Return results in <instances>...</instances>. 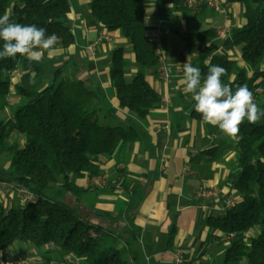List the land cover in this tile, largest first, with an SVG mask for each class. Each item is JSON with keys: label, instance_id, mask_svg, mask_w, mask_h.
<instances>
[{"label": "trees", "instance_id": "16d2710c", "mask_svg": "<svg viewBox=\"0 0 264 264\" xmlns=\"http://www.w3.org/2000/svg\"><path fill=\"white\" fill-rule=\"evenodd\" d=\"M177 1L186 9L182 0ZM226 1L242 3L246 21L233 26L220 43L200 49L198 44L216 38L211 28L194 34L174 31L190 50H199L193 66L202 77L209 65L223 67L222 82L233 90L247 85L255 103L264 109V0ZM145 6V0H90V14L107 31H123L132 45L136 63L132 78L126 76L130 61L123 46L110 55L109 76L118 108L130 113L124 122L105 121L98 105L106 91L89 79L65 75V66L55 67L48 80L45 58L39 62H29L19 54L0 58V156L9 161L7 167H0V178L32 193L26 202L0 203V264L5 261L3 251L16 241L28 242L46 264H72V259H81L83 264H135L140 234L134 214L128 215L127 224L118 231L92 220L87 214L89 205L83 202L90 189L74 179L101 176L102 165L141 137V122L162 102V94L146 78L148 70L158 65L160 54L147 32ZM5 11L12 21L43 27L46 36L55 33L63 47L75 43L68 24L70 0H0V15ZM218 47L205 63L210 51ZM18 67L22 74L13 84L12 74ZM192 105L190 97L187 117L203 121ZM105 112L114 114L116 109ZM238 133L236 166L226 179L227 191H219L221 200L233 192L236 201L207 218L220 231L217 238H225L224 256L204 264H264V117L257 123L245 120ZM54 184L62 186L73 203L49 196L46 189ZM136 206L137 201L130 202L127 209ZM175 229L173 225L169 242Z\"/></svg>", "mask_w": 264, "mask_h": 264}, {"label": "crops", "instance_id": "0c3cea01", "mask_svg": "<svg viewBox=\"0 0 264 264\" xmlns=\"http://www.w3.org/2000/svg\"><path fill=\"white\" fill-rule=\"evenodd\" d=\"M161 1L163 0H145L147 32L156 41L158 50L167 63L182 65L188 59L190 61L191 50L183 39L186 53L179 60L170 61L166 58L169 54V30L175 33L174 29L178 27L171 25L162 34L167 17L163 15ZM217 1L220 2L221 9L215 10L204 4L194 13L183 1L186 9L180 8L177 0H165L172 19L179 18L186 30H180L181 32L194 34L210 28L216 31L225 23L230 28L245 23L242 3ZM70 3L68 23L75 33V43L63 47L58 41L56 51H44L43 58L55 67L70 64L73 66L71 74L78 71L83 79L102 86L107 93L103 103L98 105L103 110V119L108 122H124L130 113L118 108V100L111 87L109 59L117 46H123L126 58L131 60L126 76L132 78L136 72L132 45L124 37L123 31H107L90 14V0H70ZM195 26L200 28L193 29ZM104 31L108 33L109 39L99 40ZM208 41L220 43L216 38ZM191 64L193 65L192 62ZM52 71H47L46 79L52 78ZM21 74L22 70L18 67L12 74L13 84ZM146 78L162 94V102L154 106L141 122V137L128 143L120 155L102 165L101 176L107 178L106 186L94 183V177H91L92 180L89 177L75 178L74 182L88 187L90 190L87 194L95 192L93 207L102 215L98 213V218L94 221L118 231L127 224L128 215L134 214V225L140 234L138 252L133 259L135 264H173L179 251L186 254L190 264L220 261L224 256L225 238L218 239L220 231L207 222L209 216L221 213L218 210L220 204L212 203L205 209L203 201L196 195L204 187L227 191L226 179L237 162L236 140L239 133L233 139L220 132L217 127L187 117L185 107L191 95L183 91V73L174 74L167 88L159 79L157 66L148 70ZM110 107L116 109L114 114L105 112ZM208 149L212 152L206 153L205 150ZM2 181L4 180L0 178V183ZM9 196L11 195L0 189L1 204L9 206ZM134 201H137L136 208L127 209L130 202ZM105 217L110 219L109 222L104 221ZM122 217L126 219L125 222H121ZM173 225L176 228L174 239L169 242ZM28 244L19 242L10 245L3 251L4 260L14 258ZM201 250L204 253L198 257ZM66 258L70 256L66 255ZM71 261L84 263L81 259ZM37 264H42V261Z\"/></svg>", "mask_w": 264, "mask_h": 264}, {"label": "clouds", "instance_id": "9594fccd", "mask_svg": "<svg viewBox=\"0 0 264 264\" xmlns=\"http://www.w3.org/2000/svg\"><path fill=\"white\" fill-rule=\"evenodd\" d=\"M46 29L34 24L12 21L10 13L0 15V58H11L17 54L25 56L29 62H39L43 52L56 51L59 37L53 33L45 35ZM183 73L182 86L185 94H191L193 109L202 120L217 127L223 134L235 139L239 126L247 120L257 123L264 117L247 85H237L235 89L222 82L225 69L219 65H209L202 77L198 67L189 59L178 64Z\"/></svg>", "mask_w": 264, "mask_h": 264}, {"label": "built area", "instance_id": "2783aa9c", "mask_svg": "<svg viewBox=\"0 0 264 264\" xmlns=\"http://www.w3.org/2000/svg\"><path fill=\"white\" fill-rule=\"evenodd\" d=\"M182 1L184 5L188 7L194 13L198 12L200 7L204 4H207L213 7L215 10L221 9V4L217 0H182ZM230 29H231L230 25L227 23L218 27L216 30V38L219 40L225 39L229 35ZM103 39H109V35L105 31L102 32L101 35L99 36V40H103ZM212 43L213 41H207L202 44H198V43L196 44L199 45L200 49H206L207 47L211 46ZM219 50H220V47L212 49L210 53L207 55V57L205 58V63H208L212 55L216 54ZM157 53L160 54L159 63L157 65L158 76H159V79L165 84V87L167 88L170 85L173 75L174 74L180 75L182 74V71L180 70L178 65L174 66V65L167 63L162 52L159 51L158 49H157ZM198 56H199V50L197 49L191 50L190 57H189L190 62L193 63V60L198 58ZM16 70L13 71V74L16 72ZM93 181L96 184H102L101 179L98 176H95ZM1 188L7 194L10 193L9 191L13 190L15 193V196L20 198L22 202H26L32 199V193L30 191H28L25 188H15V186L10 182L2 181L0 183V189ZM196 197L200 199L201 201H203L202 206L205 209L210 207L211 205L210 201L219 203L220 207H218V210L221 213L225 211L227 206L233 205L236 201V198L233 192L229 196L221 200L219 190H215V189L208 188V187H204L200 189L197 192ZM232 235L233 234L229 236H232ZM229 236H226V237H229ZM28 263H29L28 259L22 254H18L14 258L7 259L4 261V264H28ZM173 264H190V263H189V259L186 256V254L183 253L182 251H179L175 255Z\"/></svg>", "mask_w": 264, "mask_h": 264}, {"label": "rangeland", "instance_id": "374dc122", "mask_svg": "<svg viewBox=\"0 0 264 264\" xmlns=\"http://www.w3.org/2000/svg\"><path fill=\"white\" fill-rule=\"evenodd\" d=\"M160 7L163 9V15L167 17L164 20L165 22L163 23L165 29L162 30V34H164L166 29L170 28L171 25L178 27V29L181 31H186L183 29V26L180 24L179 18H175L174 20L172 19V15L170 16V10L168 9V5H166L165 0L161 1ZM68 24L70 25V23H68ZM198 28H200V26H195V28H193V29H198ZM168 43H169V54H167V57H166L168 60H170V61L175 60V59L179 60L180 57L186 53V47H185L183 38L181 36H178L175 33L171 32V30H169V41H168ZM110 64H111V61L109 59V66H110ZM60 65H62V64H60ZM64 66H65L64 67L65 68V72H64L65 75H69L71 77H77V78L81 77L80 76L81 73L79 74L78 71L74 72V74H71V70L73 69L72 65L65 64ZM54 67H55L54 65H52V64L50 65L47 62V64H46V70L47 71L53 70ZM10 96H11V99L15 98L14 91L11 92ZM31 101H33V99H31L30 102ZM7 110H9V109H7ZM8 165H9V161H8L7 156H5V155L0 156V167H7ZM103 177L104 176L100 177L102 179L101 182H104L101 185L106 186L107 178L106 177L103 178ZM89 178H90V180H92L91 177H89ZM6 182H8V181H6ZM9 192H10L9 194H11V196H9L11 198V203H13V201H18V199L20 200V198L15 196V193L13 190H11ZM46 193L49 196H51L53 199H60V200L66 201L67 203H73L74 198L71 195H69L64 190V188L62 186H59V184H54L51 187L47 188ZM95 198H96V195H95V192H93V193L85 195V197L83 199V202L86 205H89L87 214L90 216V218L92 220H95L96 217L98 218V214L95 213V210H94L95 208L93 207V205L95 203L94 202ZM109 220L110 219L107 217L104 218V221H106V222H109ZM125 220L122 217L121 222H125ZM17 243H19V242L16 241L13 244H17ZM18 254L24 255L29 261L28 264H37V262L39 263L40 261H42V264H46L45 261L43 260V258L41 259V257H43L42 254L40 252H37L30 244L26 245L24 247V249H22L21 251L18 252ZM71 263L77 264V262H74V261H72Z\"/></svg>", "mask_w": 264, "mask_h": 264}]
</instances>
